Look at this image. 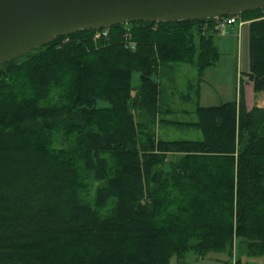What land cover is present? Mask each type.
<instances>
[{"label": "trees", "instance_id": "1", "mask_svg": "<svg viewBox=\"0 0 264 264\" xmlns=\"http://www.w3.org/2000/svg\"><path fill=\"white\" fill-rule=\"evenodd\" d=\"M240 15L251 19L246 72L264 95V7ZM216 24L85 28L0 64V264L264 254V104L249 106L241 88L239 100H197L195 120L170 116L176 65L196 69L199 99L220 60ZM159 126L203 136L163 138Z\"/></svg>", "mask_w": 264, "mask_h": 264}, {"label": "water", "instance_id": "2", "mask_svg": "<svg viewBox=\"0 0 264 264\" xmlns=\"http://www.w3.org/2000/svg\"><path fill=\"white\" fill-rule=\"evenodd\" d=\"M263 7L264 0H0V64L85 28L216 18Z\"/></svg>", "mask_w": 264, "mask_h": 264}, {"label": "rangeland", "instance_id": "3", "mask_svg": "<svg viewBox=\"0 0 264 264\" xmlns=\"http://www.w3.org/2000/svg\"><path fill=\"white\" fill-rule=\"evenodd\" d=\"M241 19L246 23L242 25L240 35L238 27H229L221 29L216 35V43L222 52L220 60L205 70L204 81L200 86V98L194 95L196 88L190 90L192 82H196V69L188 63H178L176 65V74L174 81H166V95L169 102L177 110L170 116L180 120H195L197 115L193 112L197 100L202 105H215L223 101L232 99L239 100L240 90L245 89L248 105L254 101H260L264 104V95H254L253 84L248 77L249 64V36L248 27L251 19L241 15ZM134 84L138 82V73L133 76ZM195 86V84H194ZM191 93L190 98L186 100ZM255 98V99H254ZM188 110L187 112H184ZM158 134L163 138H201L202 132L197 128L159 126ZM239 257L237 251L229 254L224 251H212L205 257H199L197 254L190 252L184 260L172 257L166 264H264L263 255L244 254L241 262L237 263Z\"/></svg>", "mask_w": 264, "mask_h": 264}, {"label": "built area", "instance_id": "4", "mask_svg": "<svg viewBox=\"0 0 264 264\" xmlns=\"http://www.w3.org/2000/svg\"><path fill=\"white\" fill-rule=\"evenodd\" d=\"M246 22L241 19V16L239 14H227L220 17H217V32L221 29H227L229 27L236 26V29L238 27L239 33L241 35L242 33V25H244ZM109 32L108 28H103L97 30L96 37H99L100 35L104 34L107 35ZM133 34L130 29H126L124 32V40L127 46L135 47V41L133 40Z\"/></svg>", "mask_w": 264, "mask_h": 264}]
</instances>
